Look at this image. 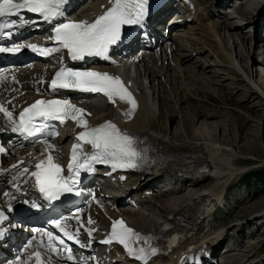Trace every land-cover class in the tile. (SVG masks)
<instances>
[{
  "label": "bare ground",
  "instance_id": "1",
  "mask_svg": "<svg viewBox=\"0 0 264 264\" xmlns=\"http://www.w3.org/2000/svg\"><path fill=\"white\" fill-rule=\"evenodd\" d=\"M235 1L240 5L235 15L240 19L234 17L236 18L235 23H233L235 26L219 20V16H222V14L217 13L216 10L222 4L227 3L228 0L211 1L212 5L210 6H204L202 0L194 1L193 9L189 12L190 16L186 17L187 21L174 30L180 32L175 40L168 42L167 46L162 49L156 46L150 50L144 59L143 71L138 70L134 78L124 72V69L118 67L111 69L99 67L113 76H119L124 84L128 86V90L132 93L137 104L131 118L122 114L128 110L129 105L118 99L114 104L107 105L105 103L107 98L101 95L89 99L84 105V109L91 114V121L109 119L143 147H156L178 156H189L188 161L171 160L157 170L141 169L137 178L130 179L128 177L123 184L114 183L113 187L117 190L120 187L123 188L121 193L123 197L115 199L116 202L122 201L120 206L123 205V208H113L90 200L91 206L94 208L93 212L102 216L104 223H107V220L112 217H124L131 226L145 234L156 233L160 223L168 218L176 216L184 218L183 227L185 231L177 246L170 252H164L158 257L159 260L153 262V264H162L164 260H168L167 264H179L180 258H184V264H188L192 261L191 259H201V254L206 251L211 252L213 245L221 243L223 239L228 240L233 245L225 252L230 260L223 264H264V255L259 259L258 255L256 259L251 258L252 252L256 251L260 245V242L256 240L257 235L252 234L248 237L247 232L242 230L244 224L247 226L252 225V220L234 224L237 226L233 225V232L230 233H228V229L226 230L222 225H218L215 228L213 227L214 231L209 228L206 233L207 230L204 231L203 229L202 232H204L196 236V232L201 228V222L204 221V224L205 222L209 224L212 218L211 210L215 205L221 203V187L224 184H229L237 174L242 172L243 168L236 166V162L242 155L240 150H244L246 144H243V147H238L240 145L236 143V140H233L234 138L230 140L229 137H232L229 133L232 131L230 129L232 126L231 120L223 123L203 121L197 127L198 120L195 115H203L194 112L195 115L185 116L184 111L178 104V102L186 104V102L191 101V98L187 101L182 99L180 97L181 93H192L194 96L199 97L200 93H203L202 96L206 98L205 95L209 92L216 93L224 88V85L221 87L213 82L214 79L224 82L229 79V76H232V81L245 83L250 87L251 97L259 100L257 103L258 109L263 107L264 110V83H256L254 80L257 77H259V80L264 79L260 72L254 70L256 66H264V57L260 60L251 58V67H249L244 64L245 58L241 52H233L245 40L241 28L250 24L243 23L244 17L248 14L247 11L249 12L252 9V5H257L256 3L264 2V0H255V4L243 2L246 0ZM107 5H109V0H87L74 12L72 19L91 21ZM241 7L247 9L246 12L245 10L240 11L243 9ZM263 14L264 9L261 17ZM224 16L226 17V14H223ZM237 20L240 22H237ZM255 27H258L257 22ZM191 29L193 30L191 31ZM253 32L255 34L254 27ZM257 37L261 38L260 35ZM261 41L257 39L255 44ZM208 46L214 48L209 49ZM244 52L248 53V50L245 49ZM195 53L196 56H194ZM206 53H208V57L213 53L214 63L200 57V55ZM262 53L264 55V49ZM238 58L243 61V65L238 61ZM60 59H64V53L57 55L56 60ZM219 60L223 62L221 68H218L220 65ZM205 62H208V64ZM28 67L30 70L20 71L14 78L9 79V86L1 92L2 100H11V103H18L23 98L32 95V88L29 89L23 84L22 89H16L15 84V82L26 83L29 75L42 70L39 65L35 64L28 65ZM224 72L227 74L223 75ZM141 76L144 82L139 84ZM191 77L193 82L201 84L199 88L187 86L185 81H188ZM225 88L234 89L231 86H225ZM165 106V115L175 120V125L171 130L166 125L168 122L163 120L162 117ZM190 112L193 111L190 110ZM206 119L212 118L207 115ZM259 120L256 123L260 124L262 121L264 125V120L261 117ZM247 123H249L247 118L238 120L237 117L234 125L237 126L240 133ZM220 132L221 136L217 135ZM255 134L256 132L252 131L249 136L256 138L257 135ZM51 144L55 146L51 154L59 163L64 164L65 155L71 141H66V139L60 141L58 139ZM44 149V144L20 148L16 152V157L11 159L9 163L21 160V163L16 167V171L22 172L21 168H24V166L28 168L36 159L44 157L42 155ZM241 159L244 160V157H241ZM260 164H264V161ZM205 166H208L209 173L201 171V168ZM5 167L6 163L3 164V168ZM19 181H22V179ZM138 184H141L142 187ZM99 198L101 199V197ZM223 198L225 197L223 196ZM105 200L103 199L102 203ZM206 202L208 203L205 204ZM85 210L86 207H84ZM146 213L149 214L146 215ZM142 219L143 223L140 221ZM240 220V218L236 219V221ZM146 222L148 227L144 226ZM257 224L262 223L257 222ZM230 240L239 241L241 244V248H239L240 259L237 256L238 244L235 243L234 245L233 241ZM244 244L248 246L243 247ZM235 258L236 260H234ZM96 259L98 262L101 261V264H131L118 262L110 255L104 257L97 255Z\"/></svg>",
  "mask_w": 264,
  "mask_h": 264
},
{
  "label": "snow or ice",
  "instance_id": "2",
  "mask_svg": "<svg viewBox=\"0 0 264 264\" xmlns=\"http://www.w3.org/2000/svg\"><path fill=\"white\" fill-rule=\"evenodd\" d=\"M148 2L149 0H109L110 7L91 22L81 20L56 23L52 30L53 35L49 38L56 45L55 47L49 48L36 44L0 47V53H17L22 47H28L45 56L66 50L67 55L73 61L90 57L108 59L111 47L122 40L124 26L142 25L147 15ZM69 3L70 0H0V36L10 37L12 32L6 30L31 23L22 15L23 11L37 14L44 21L52 24L58 18L64 17V9ZM11 17H17V19H4ZM2 79L3 77H0V80ZM49 86L53 92L58 89H70L102 93L113 104L119 99L129 105L128 110L122 113L128 118H131L137 107L128 86L119 76H112L108 73L61 67L51 79ZM0 112L12 122V131L24 133L29 137L42 135L44 130L49 127L47 121L53 120L60 123L72 120L82 129L76 135L77 143H74L71 148L67 175L64 173V168L55 162L51 154L55 146L48 143L47 140L40 141L45 144L44 153H42L45 158L40 159L35 164V171H30L28 168L22 170L23 173H29L34 178L35 187L49 202L59 199L65 193L73 192L76 187L75 178L80 175L82 170L92 172L95 164H108L113 170L116 168H135L138 166V161L144 159L134 147L135 141L132 136L122 132L111 121H105L95 127L90 126L85 119V116L90 115V113H86L85 109L77 107L68 99H38L19 113L18 121L13 119L12 112L2 104H0ZM37 121L40 123L37 124ZM85 145L91 147L90 152H85ZM3 151V148H0V152ZM13 167L15 168L16 165ZM76 194L79 195V192ZM25 203L28 202L25 201ZM30 206L38 207L36 203H32ZM7 208L9 212L13 211L11 203H8ZM6 219L5 213L0 211V222ZM75 219L77 223L81 224V227H84L80 222L79 215ZM88 223L92 224L94 221L89 218ZM53 226L69 240L81 247L86 246L79 240V228L75 232H70L68 226L62 224L60 220L53 221ZM85 230L91 237L95 229L86 228ZM3 236L4 231L0 229V239ZM42 236L47 237L49 241L47 245H44L47 252L60 255L62 250L66 249L68 260L73 259L71 248L64 245V240L59 239V244L64 246V249H59L52 243L58 239L52 232H44ZM32 239L35 240V237ZM150 239V237L141 236L128 227L122 219H118L112 221L111 231L101 243H119L130 256L137 260L146 261L149 254L146 248L135 247L134 245L139 241L148 244ZM90 245L91 240L87 246ZM31 246L32 240L28 242L27 247ZM156 251V248H151L152 254H155ZM41 256L39 251L31 253V257L35 258V264H43Z\"/></svg>",
  "mask_w": 264,
  "mask_h": 264
},
{
  "label": "rangeland",
  "instance_id": "3",
  "mask_svg": "<svg viewBox=\"0 0 264 264\" xmlns=\"http://www.w3.org/2000/svg\"><path fill=\"white\" fill-rule=\"evenodd\" d=\"M212 0H202L203 5L204 6H210L212 5L211 3ZM214 1H219V0H214ZM213 1V2H214ZM243 2H247L249 4H255V0H246ZM257 4V3H256ZM218 5V4H217ZM215 8V6H213ZM254 7H256V5H252V9H254ZM220 8V7H219ZM217 9V13H219V11L222 13V7L221 9ZM264 9V7L262 8V10ZM245 8H243L240 11H244ZM247 10V9H246ZM245 10V12H246ZM262 10L255 12L254 10H252V13H250V11L247 13V16L244 17V22L243 23H250L251 25H245L242 27L241 31H242V35L243 37L246 39V41H243L242 45H239L233 52L234 53H238L241 52L242 56L245 58V63L247 64L249 67H251V58L253 59H258L260 60V58L262 59L264 57L263 55V49L264 46H260V42L255 44L256 40L259 39L260 41L262 40L260 37L257 36H263V31H261V27H263L264 25V14L261 17L262 14ZM225 15V14H224ZM251 16V17H248ZM256 16V17H255ZM237 19H240L238 16H236ZM261 19V20H260ZM219 20H223L226 23H231L229 25L235 26L233 23H235L236 18L232 17V18H227V17H223L219 16ZM235 20V21H234ZM242 20V19H241ZM254 21V22H253ZM240 22V21H239ZM256 22L258 23V27H255ZM210 24V23H209ZM228 25V26H229ZM254 27V38H253V27ZM260 28V31H259ZM193 29H191L192 31ZM252 30V31H251ZM187 31V30H186ZM223 34V33H222ZM197 37V36H196ZM199 37V36H198ZM253 38V47L250 43V40ZM199 39H201L199 37ZM250 47V48H249ZM209 49H213L214 47L212 46V48H210L208 46ZM248 50V53H245L244 51ZM247 54V56H245ZM197 54L195 53L194 56H196ZM201 58H204V60L214 63L215 59H214V55L212 53V55L210 57H208V53H206L205 55H200ZM249 58V59H248ZM238 61L243 65V61H241L238 58ZM208 62H205L208 64ZM220 65L218 66V68H221L223 62L221 60H219ZM257 72H260L262 74V77H264V66L263 67H258L256 66L255 69ZM227 74V73H222ZM229 75V74H228ZM232 76H229L228 80H225L224 82H221L218 79H214L213 82H215L217 85L223 87L220 91L215 92H209V94L205 95L206 98H204L202 95L203 93H200V97L199 96H194L192 93L188 94L186 92L181 93L180 97L182 99H189L191 98L190 102H186V104H182L179 103L181 109L184 111L185 116H191V115H195L194 112L196 113H200L201 115H195V118H197L198 120V125H196L197 127L199 126V123L203 122V121H208V123H212V122H226L227 120H231V127L230 129L232 130L230 133L229 137L230 140H236V143H238L240 146L238 147H243V144H246V148H244V150H240L241 152V157H244V160L241 159V157L237 160L236 162V166L238 167H242V168H250V169H255L258 168V170H261L262 172H264V164H260L262 161H264V125L263 122L261 121L260 124L256 123V121H260L259 118L261 117L264 120V110L262 108L258 109L257 107V103L259 102V100H257L256 98H252L250 95V87L248 85H246L245 83H239V82H234L231 80ZM256 81V83H264V79L263 80H259V77H257L256 79H254ZM185 83H187L188 87H200L201 84H197L195 82H193L192 77L188 80L185 81ZM226 87H233V90H229ZM202 87H204L202 85ZM167 93V92H166ZM260 99V98H259ZM208 100V101H207ZM193 101V103H192ZM258 109V110H257ZM263 111H262V110ZM193 111V112H190ZM201 110V111H200ZM165 111H166V106L164 107L163 113H162V117L163 120L167 121L168 123L166 124L168 126V128L171 130L173 128V126L175 125V120L172 118H168L165 115ZM209 115L210 118L212 119H206V116ZM251 116V117H250ZM259 116V117H258ZM193 117V116H192ZM237 117L238 120L240 118H247L249 123L245 124V126L243 127V129L241 130V132L239 133L238 128L236 125H234L235 121H237ZM202 118V119H200ZM256 132L255 135H257L256 138L249 136V133L251 132ZM248 134V136H247ZM217 135L221 136V132L220 134L218 133ZM246 158V159H245ZM252 184L251 185H247L245 189H247L246 193L251 195V196H255L252 197L251 201L248 203H244L242 205H240L238 208L237 206L231 208L228 210V213L223 214V211H225L226 209L222 208L216 215L215 220L213 221V224L217 225L220 224L224 218V220H228V219H234L233 220H229L228 223L226 224H230L229 226H223L226 230L228 229L229 232H233L232 228L234 224L237 223H241L242 221L244 222L245 220H252V224L254 221L256 222H261L262 224L264 223V221H262L264 219V212L262 213L263 217L259 216L254 220V218H251V216H257V214L259 212H261L262 210H264V182H257L255 180H252ZM138 186L142 187L141 184H138ZM243 188V187H241ZM238 188V189H241ZM140 190V189H139ZM235 190H231V192H234ZM239 194H241V190L238 192ZM240 196H244V195H240ZM235 196L233 194H231V197L229 200H227L226 202V206L231 207L232 206V200H234ZM149 213H146V215H148ZM143 216V215H142ZM241 219L240 221H236V219ZM143 223V219L140 220ZM204 221L201 222V225H203ZM234 222V223H233ZM206 223V222H205ZM232 223V224H231ZM200 225V227H202ZM206 225H208L206 223ZM205 225V226H206ZM145 227H148V223H144ZM237 226V225H234ZM247 225L244 224L243 227H246ZM214 226H209V228H212V231H214L213 228ZM243 230V229H242ZM259 237L258 240H263V242L260 243L258 249L252 252V257L253 259H256L257 255H258V259L262 258V255H264V253H262L264 251V235H260V234H254V236ZM231 241V240H230ZM234 245L236 243V245L238 244V252H237V257L238 259H240V255H239V248H241V244L239 243V241L236 240H232ZM231 241V242H232ZM243 245V244H242ZM248 246L247 244H244L243 247ZM258 251V252H257ZM258 253V254H257ZM236 260V258L234 259Z\"/></svg>",
  "mask_w": 264,
  "mask_h": 264
}]
</instances>
